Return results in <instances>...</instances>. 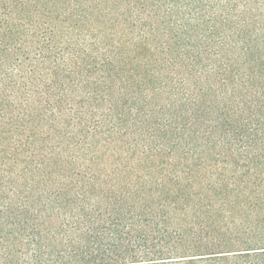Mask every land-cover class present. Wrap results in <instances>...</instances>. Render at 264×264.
Returning <instances> with one entry per match:
<instances>
[{"label": "trees", "instance_id": "1", "mask_svg": "<svg viewBox=\"0 0 264 264\" xmlns=\"http://www.w3.org/2000/svg\"><path fill=\"white\" fill-rule=\"evenodd\" d=\"M0 264H264V0H0Z\"/></svg>", "mask_w": 264, "mask_h": 264}]
</instances>
